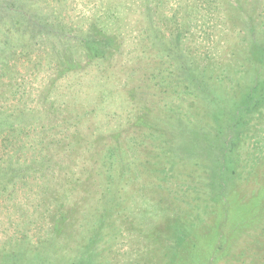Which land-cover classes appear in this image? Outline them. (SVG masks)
Listing matches in <instances>:
<instances>
[{
	"label": "rangeland",
	"instance_id": "374dc122",
	"mask_svg": "<svg viewBox=\"0 0 264 264\" xmlns=\"http://www.w3.org/2000/svg\"><path fill=\"white\" fill-rule=\"evenodd\" d=\"M0 264H264V0H0Z\"/></svg>",
	"mask_w": 264,
	"mask_h": 264
},
{
	"label": "trees",
	"instance_id": "16d2710c",
	"mask_svg": "<svg viewBox=\"0 0 264 264\" xmlns=\"http://www.w3.org/2000/svg\"><path fill=\"white\" fill-rule=\"evenodd\" d=\"M88 43H90L94 47H96V46H98V44H100L99 41L96 40V38H90Z\"/></svg>",
	"mask_w": 264,
	"mask_h": 264
}]
</instances>
